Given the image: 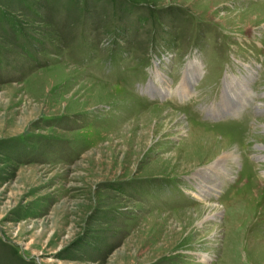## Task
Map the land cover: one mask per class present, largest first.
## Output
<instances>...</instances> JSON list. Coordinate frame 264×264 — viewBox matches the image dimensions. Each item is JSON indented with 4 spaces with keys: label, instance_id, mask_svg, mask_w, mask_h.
<instances>
[{
    "label": "rangeland",
    "instance_id": "1",
    "mask_svg": "<svg viewBox=\"0 0 264 264\" xmlns=\"http://www.w3.org/2000/svg\"><path fill=\"white\" fill-rule=\"evenodd\" d=\"M0 264H264V0H0Z\"/></svg>",
    "mask_w": 264,
    "mask_h": 264
},
{
    "label": "bare ground",
    "instance_id": "2",
    "mask_svg": "<svg viewBox=\"0 0 264 264\" xmlns=\"http://www.w3.org/2000/svg\"><path fill=\"white\" fill-rule=\"evenodd\" d=\"M196 62V61H195ZM155 72V76L157 77V79H158V81H162L164 78H163V76L161 75V73L160 74H156V72H158L157 70H155L154 71ZM199 72V70H197V68H196V66H195V63H192V62H190V63H188V65H187V67H186V70H185V72H184V75H185V79L182 81V83H181V85L179 86L180 87V89H181V94L182 95H184V94H187L188 92H187V87H188V84H190V82H191V80L192 79H194V75L195 74H197V73ZM233 79H234V77H233ZM226 80V79H225ZM245 80H247L246 78H244V81ZM163 82H165V79H164V81ZM230 82H228L227 80L225 81V86H227V84H229ZM238 83V82H237ZM239 84H240V82H239ZM150 85H151V83H150ZM160 85V84H159ZM159 85L157 86H155V88H156V92L158 93L157 95H160L162 92H164L165 93V84L163 83V85L165 86V87H161L162 88V90H161V88H158L159 87ZM230 85V84H229ZM242 86H244L243 84H242ZM241 86V87H242ZM241 87H240V89L237 91V93L236 94H238V95H240V96H242V99H241V101L243 102V104H244V100H248L249 98H246V96L248 95V94H246V96L244 95V93H243V89H242V91H241ZM155 88H153V90H155ZM168 90V89H167ZM168 91H170V90H168ZM161 92V93H160ZM248 92V91H247ZM249 93V92H248ZM252 98V95H251V97H250V99ZM242 102H240V103H242ZM233 107V106H232ZM232 109V108H231ZM233 110H235V109H233ZM224 156H229V157H233L234 156V154L233 153H231V151H230V153H225L224 154ZM227 158V157H226ZM223 159V160H222ZM221 159V161H219L218 163H216V164H214V165H211V167H210V169L211 168H214V167H218V170H220L219 172H220V174H223V173H225V170L223 169V163H224V158H222ZM220 162H222V163H220ZM220 167V168H219ZM208 171V170H207ZM209 172V171H208ZM207 175V174H206ZM219 176V175H218ZM199 177V176H198ZM208 177V176H207ZM210 177V176H209ZM219 178V177H218ZM209 181V180H208ZM200 184V183H199ZM198 184V185H199ZM199 188H200V190H202V191H204L203 189H202V187H204V185L203 186H198ZM206 187V186H205ZM217 187V185L216 184H213L212 186H207V189L208 190H210V191H215V188ZM206 192V191H205ZM208 192V191H207ZM209 193V192H208ZM199 194V193H198ZM197 193H195V195H198ZM204 194V193H203ZM207 194V193H206Z\"/></svg>",
    "mask_w": 264,
    "mask_h": 264
}]
</instances>
